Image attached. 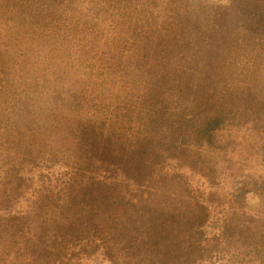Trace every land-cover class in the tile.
Listing matches in <instances>:
<instances>
[{
	"label": "trees",
	"instance_id": "trees-1",
	"mask_svg": "<svg viewBox=\"0 0 264 264\" xmlns=\"http://www.w3.org/2000/svg\"><path fill=\"white\" fill-rule=\"evenodd\" d=\"M264 264V0H0V264Z\"/></svg>",
	"mask_w": 264,
	"mask_h": 264
},
{
	"label": "rangeland",
	"instance_id": "rangeland-1",
	"mask_svg": "<svg viewBox=\"0 0 264 264\" xmlns=\"http://www.w3.org/2000/svg\"><path fill=\"white\" fill-rule=\"evenodd\" d=\"M103 264H107V263H103Z\"/></svg>",
	"mask_w": 264,
	"mask_h": 264
}]
</instances>
